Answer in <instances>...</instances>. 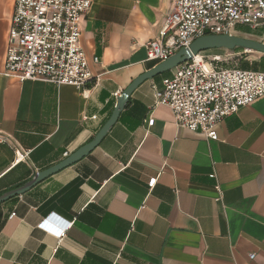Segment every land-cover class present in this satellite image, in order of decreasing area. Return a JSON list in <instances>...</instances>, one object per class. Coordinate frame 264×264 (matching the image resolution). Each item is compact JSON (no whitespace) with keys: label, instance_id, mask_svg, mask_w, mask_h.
<instances>
[{"label":"crops","instance_id":"1","mask_svg":"<svg viewBox=\"0 0 264 264\" xmlns=\"http://www.w3.org/2000/svg\"><path fill=\"white\" fill-rule=\"evenodd\" d=\"M173 3L92 0L80 44L93 77L78 89L5 74L15 0H0V136L9 137L0 195L95 137L118 97L156 65L147 44ZM254 53L240 65L264 71V53ZM171 74L139 85L88 155L0 203V264H264V96L226 116L211 139L155 106L153 85ZM45 219L72 224L59 238L39 225Z\"/></svg>","mask_w":264,"mask_h":264},{"label":"built area","instance_id":"2","mask_svg":"<svg viewBox=\"0 0 264 264\" xmlns=\"http://www.w3.org/2000/svg\"><path fill=\"white\" fill-rule=\"evenodd\" d=\"M91 6L92 0H15L5 74L83 89L93 75L80 44V22ZM239 27L250 28L264 41V0H174L159 36L147 44V60L157 64L199 36L238 34ZM222 60L220 54L207 59L201 52L173 68L162 89L153 85L155 106L170 107L179 127L218 139L220 121L264 96V71L223 66ZM154 122L153 116L146 120L148 126ZM6 141L9 137L0 136V142ZM157 180L151 178L149 186ZM216 190L220 200L219 183ZM71 224L64 221L57 228L45 219L39 225L61 238Z\"/></svg>","mask_w":264,"mask_h":264},{"label":"water","instance_id":"3","mask_svg":"<svg viewBox=\"0 0 264 264\" xmlns=\"http://www.w3.org/2000/svg\"><path fill=\"white\" fill-rule=\"evenodd\" d=\"M219 48L228 49V50L243 48L245 51H256V52L264 53V41L244 35L218 34V33H208L195 38L189 46L180 48L169 58H167L162 62L157 63L152 68H150L149 70L145 71L140 76L135 78L133 82L118 97V103L111 117L106 121V123L102 126V128L99 130V132L90 142L81 146L72 154H70L69 156L58 162L57 164L45 170L37 171L35 175L22 186L8 190L3 194H1L0 203L6 201L7 199L15 195L23 194L25 191H27L35 184L41 182L50 175L58 172L59 170L67 166H70L71 164L79 161L80 159L88 155L101 142L103 137L112 127V125L115 123V121L119 116L120 111L125 106L128 97L144 81L148 79H153L155 76L159 74L172 70L179 64L192 59L194 56L205 50L219 49Z\"/></svg>","mask_w":264,"mask_h":264},{"label":"rangeland","instance_id":"4","mask_svg":"<svg viewBox=\"0 0 264 264\" xmlns=\"http://www.w3.org/2000/svg\"><path fill=\"white\" fill-rule=\"evenodd\" d=\"M238 35H244L248 37L256 38V36H253L251 34H246L243 32H238ZM258 39V38H257ZM228 50V49H225ZM206 55V58L209 59L213 56L211 52H204ZM248 54H255L254 51H245V50H229L225 51V53L222 55L223 60L221 61L220 65L223 66H240V61L243 59L242 56Z\"/></svg>","mask_w":264,"mask_h":264},{"label":"trees","instance_id":"5","mask_svg":"<svg viewBox=\"0 0 264 264\" xmlns=\"http://www.w3.org/2000/svg\"><path fill=\"white\" fill-rule=\"evenodd\" d=\"M239 32H243V33H246V34H258L257 32H253V31H251V29L250 28H248V27H239ZM209 50H211V49H209ZM209 50H205V51H203V52H208ZM234 50H244L243 48H236V49H234ZM240 67L241 68H243L241 65H240ZM244 69H246V68H244Z\"/></svg>","mask_w":264,"mask_h":264}]
</instances>
